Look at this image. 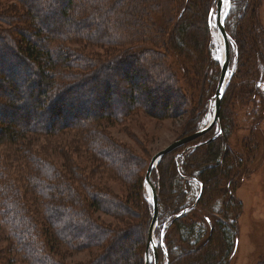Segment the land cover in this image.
Here are the masks:
<instances>
[{
	"label": "trees",
	"instance_id": "trees-1",
	"mask_svg": "<svg viewBox=\"0 0 264 264\" xmlns=\"http://www.w3.org/2000/svg\"><path fill=\"white\" fill-rule=\"evenodd\" d=\"M13 1L23 4V16L19 17L20 26L15 34L0 27V146L20 149L23 153L30 154V150L26 147L28 139L33 140L32 138L37 135L48 137L67 130H80L88 135L85 142L95 148L91 153L96 157V160L110 169L114 176L128 179L134 171L132 166L135 167L132 157L126 150H121L105 136L95 132L91 134L89 126L100 127L99 123L101 122H105L107 125L121 124L123 118H127L138 110H143L144 113L156 119L171 117L172 114L177 113V109L174 107L175 100L183 99L171 89V86H165L162 83V76L168 74L172 78V73H167L166 69L159 68L162 66L160 63H145L146 60L143 58L141 64L139 58L134 55L131 61L120 58L111 65L109 63L105 65L93 64L88 57L77 51L76 47L80 44L81 39L94 42L95 34L87 31V28L84 29L85 24H90L93 18L92 21L98 22L99 20L108 24L106 17L99 18L98 12L110 15L111 9L104 8L103 5L109 4L111 0ZM116 1L121 3L128 0ZM129 1L131 3L134 1L133 4H145L143 0ZM190 1L186 0V4H190ZM243 1L245 2L242 5L248 9L252 0H241V2ZM215 3L216 0H213L208 10L207 7L201 9L202 15L205 12L206 17L208 16V24H205L207 32L210 25L209 14L210 11H214ZM244 10L243 14L246 13ZM131 12L133 11L131 10ZM132 14L136 15V13ZM85 17L86 19H84ZM190 18L191 16L175 27L174 38L171 36L170 46L176 50L180 59L191 68L195 77H198L201 72L204 77L205 74L213 71L214 66L210 52L211 37L208 48L203 50L202 32H198L200 31L198 28H193L194 18ZM10 25L13 26L11 23ZM12 35H17V39H14ZM238 38L239 40L245 38L241 30L238 31ZM262 41L264 42L263 38ZM103 42H110V39L104 37ZM234 52L235 72L229 80L224 95H226L237 69L239 72L244 69L242 78L246 74L245 65L247 66L248 53L244 50L239 52L236 42ZM145 54L146 52H142V56ZM244 54H246L245 59ZM255 60L256 70L251 74V85L254 84V88L247 89L248 84L246 86L238 84V80L232 84L227 99L223 104L221 103L220 116L222 122L225 123V130L223 129L222 133L217 135L218 132L214 126L207 134L186 144L180 150H175L164 156L151 174V182L158 201V224L154 232L158 238V264L161 262L164 264H228L229 256L231 257L235 251L236 221L234 224H223L218 221L213 223L211 217L203 216L202 221L207 229V239L202 242H200L201 239L198 240V245L193 248L181 239L184 232L194 231L196 222H193L188 216L200 205L201 201L210 198L219 187L220 190H224L223 193L226 197L231 196L233 190L230 189H233L232 186L237 184V176L243 168L241 163L237 162V156L233 155L228 148L227 141L230 135L228 133L232 126V121L229 119L232 114L231 104L236 91H240L246 96L244 100L247 101V104H252L248 100L249 97L254 102L264 101L261 91L264 82V54L261 51L258 52V49L254 55ZM75 65L86 73L58 70L59 68L68 69ZM127 69L133 72L132 76ZM156 69L159 70L158 73L155 71ZM112 74H120L124 83L130 80L129 82L132 84L128 88L117 82L109 83V85L108 76ZM133 80L136 82L149 81L150 86L144 84L135 87ZM211 82H213V77ZM34 89L35 91H33ZM161 89L166 92L164 95L160 94ZM84 96L86 100H83ZM111 99L118 103L116 107H112ZM223 100L224 96L222 102ZM262 109L264 112V107ZM202 111L204 114L208 113V105ZM200 115L199 112L194 121L197 119L199 123ZM6 119L9 120L6 121ZM194 121L191 118L190 124L178 139L203 128L195 129ZM28 135L31 136L28 137ZM96 136H100L101 140L95 139ZM85 142H82L84 146H86ZM186 146L188 149L184 151ZM45 158L31 160L30 165L33 172H30L27 190H29L28 193L36 192V195L41 198L42 202L40 201L38 205L43 210L47 221L46 225L52 228V235L70 250H79L90 246L101 247L108 241L109 250L94 264H144L145 245L152 210L150 202L144 194L143 177L138 181L131 178L132 183L131 181L128 183V188L133 192L130 193L132 197L128 204L125 200L118 201L109 196L103 198L98 195L99 193H96V188L86 186L82 180L76 181L78 190L84 191L86 199L89 198L91 203L96 206H103L108 213L113 214L116 218L123 213L129 223L133 221L132 205L139 206L140 212L145 214L147 223L141 230H135L133 225L126 223L125 231L114 233L94 222L92 205L89 201L85 203L84 200L79 199L77 191L72 187L73 180L65 175L61 176L63 181L60 180V176L56 174L57 171ZM234 161L236 166L231 168L230 163H234ZM2 175L0 172V181ZM51 177L53 181L50 180ZM190 180L196 181L200 187V198L195 207L186 203ZM136 181L137 183H135ZM221 182H224L225 185L218 186ZM86 188L89 192L94 190V193L87 194ZM6 190L8 193L6 200L11 203H4L8 204L11 209L3 214L7 219L2 222L9 228L13 240L17 242L18 253H22L23 258H26L29 264H57L48 254L44 253L45 243L37 244V237L34 235L36 223L26 215L23 207H19L21 203L18 200V194L16 192L13 194L10 186H7ZM189 208L191 210L182 214ZM239 212L240 205L237 206L236 215ZM164 213H167L168 218L171 219L167 226L163 219ZM173 226L172 236L177 238V242L173 241L172 246H169L166 235ZM13 227L16 229V234ZM135 233L139 234V238L135 237ZM48 241L51 240L48 238ZM120 242L129 243L127 246H117V243ZM128 247L131 249L129 250ZM149 264H153L152 258Z\"/></svg>",
	"mask_w": 264,
	"mask_h": 264
},
{
	"label": "rangeland",
	"instance_id": "rangeland-1",
	"mask_svg": "<svg viewBox=\"0 0 264 264\" xmlns=\"http://www.w3.org/2000/svg\"><path fill=\"white\" fill-rule=\"evenodd\" d=\"M149 1L152 4L148 3ZM133 2L131 3L128 0L120 3L116 0H111L109 4L105 3L103 7L111 9L110 15L98 12V16H100V19L106 17L108 24L99 20L98 22L92 21L94 18L90 24H85L83 28H87V31L95 34L94 42L81 39L80 44L76 47L77 51L88 57L93 64L101 63L105 65L109 63L111 65L120 58L131 61L133 55L139 58V63L141 62V64L142 58L148 64L160 63L162 66L159 68L166 69L167 73H172V78L168 74L162 76V83L165 86H171V89L177 92L180 98H183L173 101L177 113L165 119H156L144 113L143 110H138L131 113L127 118H123L121 124L107 125L105 122H101L99 123L100 127L89 126L91 134L95 132L105 136L110 142L120 147L121 150H126L132 157L135 167L132 166L134 171H132V176L128 179L114 176L110 169L96 160V157L91 153L95 148L90 147L85 142L88 135L80 130H67L48 137L37 135L32 138L33 140L28 139L26 147L30 150V154L23 153L20 149L0 146V172L3 174L0 181V264H29L27 259L23 258L22 253H18L17 242L13 240L11 231L2 222V220L7 219L3 214L11 209L8 204L4 203H11V201L6 200L8 195L6 193L7 186H10L13 194L14 192L18 194V200L21 203L19 207H23L22 209L26 215L31 217L36 223L34 235L37 237V244L43 245L45 243L44 253L48 254L55 263L94 264L101 256H105L106 251L109 250L108 241L103 243L101 247L90 246L84 249L70 250L52 235V228L46 225L47 221L43 215V210L38 205L40 201L42 202L41 198L36 195V192L28 193L29 190H27L30 182V172H33L30 165L31 160L46 157L45 160L57 171L56 174L60 176V180L63 181L62 177L64 175L72 179V187L77 191L79 199L84 200L85 203L89 201L92 205L95 223L97 222L114 233L125 231L126 223L133 225L135 230H141L147 222L145 214L140 212L139 206L132 205L134 217L130 223L126 220L123 213L116 218L113 214L108 213L103 206H96L91 203L89 198L86 199L84 191L78 190L76 181L82 180V183L84 182L86 186L96 188V193H99L98 195L103 198L109 196L114 200H125L128 204L132 197L130 193H133L128 188V183L131 178L133 180L137 179V181L141 180L142 177L144 178L149 159L173 141L178 140L190 124L191 118L194 121L199 112L201 113L199 117V119L201 118L200 124L195 119L194 128L204 127L208 123L213 111V95L219 79L221 49L216 41L215 13L213 12L209 19L210 25L207 32L205 24H208V16L206 17L207 14L205 12L202 15L201 9L207 7L208 10L213 0H191L190 4H186V0H143L145 4H133ZM244 2H241V0H229L224 29L231 57L229 67L231 76L235 72L236 65L234 55L235 42L239 52L244 50V52L248 53L247 66L245 65L246 74L242 78L244 69H241L240 72L237 69V73L226 95H224V100L223 102L221 101L222 104L229 96L232 84L238 80V84H244L245 86L248 84L246 86L247 89L254 88V84L251 85V74L256 70L254 55L257 49L258 52L261 51L264 54V42L262 41V38L264 39V0H252L248 9H245L246 6L242 5ZM22 9L23 4L20 2L0 0V20L2 21L0 27H4L15 34L18 26H20L19 17L23 16ZM131 10L133 12L130 13ZM243 10L246 13L243 14ZM194 12H196L195 15ZM132 13H136V15ZM190 16V19L194 18L195 25H193V28H198L200 30L198 32H202L203 50L208 48L211 37L210 52L214 66L212 68L213 71L205 74L204 77L202 72L198 74V77H195L191 68L186 65L185 61L180 59L176 50H173L170 46L171 36L174 38L173 31L175 27ZM239 30L244 33V40H239ZM12 36L17 39V35ZM104 37L109 38L110 42H103ZM142 52H146V54L142 56ZM96 68L101 69L99 66H96ZM158 69L155 70L157 73L159 72ZM58 70L86 73V71L79 69L77 65L68 69L59 68ZM128 72L132 76L133 72L130 70ZM212 77L213 82H211ZM61 81L66 83L64 80ZM129 81L124 83L120 74L108 76V84L117 82L128 88L132 84ZM133 81V86L135 87H140L144 84L150 86L149 81ZM211 83L212 87L210 88ZM261 91L264 97V82ZM165 93L161 89L160 94L164 95ZM245 97L240 91L235 92L234 100L231 104V118L227 117L232 121L231 130L228 133L230 134L227 141L228 148L233 155L237 156V162L241 163L240 165L243 168H241L242 170L237 176L236 186H232L233 189H230L233 190V193H231V196L228 195L226 197L223 193L224 190H220L219 187L210 198H205L201 201L200 205L188 216L189 219L196 222L194 231L184 232L185 234H182L181 240L193 248L198 245V240L201 239L200 242H202L207 239L208 234L202 221L203 216L211 217L213 223L218 221L223 224H234V221H236V248L233 255L229 256L228 264H264V112L262 109L264 101L257 100L254 102L249 97L248 100L252 104H247V101L244 100ZM83 100H86L85 96ZM111 104L112 107H116L118 103L111 99ZM261 104L263 105L262 107ZM206 105L209 107V112L204 114L202 110H204ZM8 120L6 119V121ZM224 125L225 123L222 120L215 124L217 135L222 133ZM30 136L28 135V137ZM94 138L101 140L100 136ZM82 142H85L86 146ZM184 146L176 150H180ZM187 146L184 151L188 149ZM235 163V161L230 163L231 168H235ZM50 180L53 181L52 177ZM219 185L224 186L225 183L221 182ZM199 190L200 187L196 181L190 180L188 182L186 202L188 205L193 206L199 196ZM144 192L149 201L147 190L145 189ZM86 193L93 194L94 190L89 192L86 188ZM238 205H240V212L236 215L235 212ZM160 207L162 209V205ZM223 213L224 215H222ZM164 214L163 219H165V226H167L171 219L168 218L167 213ZM13 229L16 234L15 227ZM173 232L174 226L166 235L169 246H172L173 241L174 243L177 242V238L172 236ZM46 234L51 241H48ZM135 237L139 238V234L135 233ZM155 242L158 245L156 236ZM128 243L120 242L119 244L117 243V246H127ZM183 245L186 244L184 243ZM128 249L130 250L131 247H128ZM150 260L151 256L148 264ZM160 264L164 263L161 262Z\"/></svg>",
	"mask_w": 264,
	"mask_h": 264
},
{
	"label": "water",
	"instance_id": "water-1",
	"mask_svg": "<svg viewBox=\"0 0 264 264\" xmlns=\"http://www.w3.org/2000/svg\"><path fill=\"white\" fill-rule=\"evenodd\" d=\"M228 8H229V0H216L214 11L213 10L210 11L209 14V18L213 15V12L215 13L216 16V37L221 49V62H220L219 79L217 82L215 93L213 95V100H214L213 111L208 123L203 128L196 131L195 133L173 141L163 150L156 153L150 159V162L145 171L142 184L148 192V198L152 210V218L147 232V243L144 252V261H145L144 264H148L150 256L153 260V264H158V251H157V244L155 242V235H154L155 229L158 224V201H157L156 191L151 182V174L153 170L156 168V166L159 164V162L164 156L190 142L197 140L199 137L209 132L215 126L216 123H219L221 121V116H220L221 101L224 96L226 87L228 85L229 78L231 76V71L229 69L230 67L229 44L224 29V20L227 16ZM199 198H200V193L198 198L195 200L193 207L197 205ZM188 211L189 209L183 211L182 214H185Z\"/></svg>",
	"mask_w": 264,
	"mask_h": 264
},
{
	"label": "bare ground",
	"instance_id": "bare-ground-1",
	"mask_svg": "<svg viewBox=\"0 0 264 264\" xmlns=\"http://www.w3.org/2000/svg\"><path fill=\"white\" fill-rule=\"evenodd\" d=\"M217 38V37H216ZM217 43H218V40L216 39ZM219 44V43H218Z\"/></svg>",
	"mask_w": 264,
	"mask_h": 264
}]
</instances>
